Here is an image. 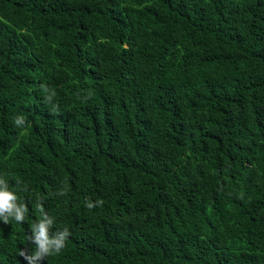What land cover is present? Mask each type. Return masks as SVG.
<instances>
[{
	"label": "trees",
	"instance_id": "obj_1",
	"mask_svg": "<svg viewBox=\"0 0 264 264\" xmlns=\"http://www.w3.org/2000/svg\"><path fill=\"white\" fill-rule=\"evenodd\" d=\"M0 178V264H264V0H0Z\"/></svg>",
	"mask_w": 264,
	"mask_h": 264
},
{
	"label": "clouds",
	"instance_id": "obj_2",
	"mask_svg": "<svg viewBox=\"0 0 264 264\" xmlns=\"http://www.w3.org/2000/svg\"><path fill=\"white\" fill-rule=\"evenodd\" d=\"M19 123V120H16ZM63 194V193H60ZM18 196L15 192L9 190L8 184L0 178V218L4 223H8L10 218L17 223H23L28 211L27 206L23 203H17ZM103 201L86 202V207L92 209L97 205H101ZM42 213V219L32 226L31 234L28 239L35 244L34 252H29L26 249H21L20 256L24 257L29 264H39L40 261L52 254H58L65 248L67 238L70 235L68 229L51 232L54 224V218L49 216L41 205H39Z\"/></svg>",
	"mask_w": 264,
	"mask_h": 264
}]
</instances>
